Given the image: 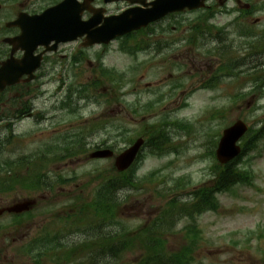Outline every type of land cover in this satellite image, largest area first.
Here are the masks:
<instances>
[{"label":"rangeland","instance_id":"374dc122","mask_svg":"<svg viewBox=\"0 0 264 264\" xmlns=\"http://www.w3.org/2000/svg\"><path fill=\"white\" fill-rule=\"evenodd\" d=\"M255 2L257 5L264 4V0H255ZM242 3L245 4L243 0ZM234 4L231 2L229 6L232 7ZM259 10L253 14L250 23L258 24L255 27L262 29L264 27V9ZM232 18V14L219 15L215 23L218 25L226 24ZM246 21L249 22L248 19ZM174 36L178 40L177 43L187 37L183 31H176ZM234 42L237 47L241 45V40L238 38H235ZM164 55L166 56L163 57L164 62L171 58V61H176L178 64L182 63L185 66L184 70L177 71L171 65L162 64L159 58H156L146 68L139 70L135 75V82L128 81V86L124 89L126 92L122 91V93L127 94L123 103H112V105L104 103L101 107L98 104L89 105L84 111L80 110L81 117H72L65 112L55 114L50 109L54 103L53 98H51L52 90L56 86L49 84L46 88V92L49 94L48 98L39 101L37 105L47 104L48 116L50 118L56 116L55 122L63 131L80 125L83 126L92 121L101 124L107 123L109 125L107 132L100 131L98 134H94L89 142L95 145L108 140L109 144L114 145L117 151H121L126 146L120 143L119 134L123 130L129 129L132 132L139 130L142 120V115H136L130 110L161 98L162 101L156 104V114H152L151 118L159 120L162 117L170 116L173 119L179 118L194 122L195 127L189 133L173 129L170 134L180 145L179 156L173 153L160 158L149 156L142 164L140 175L143 176L163 168L162 175L168 177L167 182L187 177L191 179L194 185H201L208 181L207 168L214 163L210 156L214 148V141L217 139L216 133L221 134L223 129L239 119L246 122L250 127H257L264 121V94L253 95V91H250L254 82L249 78V75L253 71L247 69V67L250 69L257 67V70L263 68L264 56L253 55V50H248L245 57L249 59L247 66H244L245 72L237 78L225 79L221 88L211 91L204 90L202 87L199 90V86L216 73L222 66V60L216 56L208 58L200 52H195L189 46L187 48L181 46L180 43L175 49L166 52ZM236 55L241 57L240 52ZM145 59L146 56L140 57L141 61H145ZM105 61L110 68L116 67L119 71L129 70L134 63L131 57L117 52L115 46L111 48V52ZM63 68L70 67L65 65ZM70 71L71 69H69ZM57 72H59V67H57ZM77 72L79 75L75 81L65 76L67 86L83 84L92 79L88 64L79 68ZM171 73L173 74L171 75ZM174 76L183 78L182 88L177 89V91H170L169 85L165 89L159 90L167 85L169 78ZM176 80L171 83L172 86ZM131 84L136 87L134 90ZM100 91L106 90L100 89ZM117 93L120 95L119 90ZM239 94L247 96L235 103L234 98ZM65 95L62 93L58 97L62 98ZM183 97L189 98V105L181 109L179 103ZM110 98L107 99L111 100ZM175 108L181 110L172 113ZM213 113L220 115L213 120L211 118ZM53 129L55 127L43 132V136H41L40 128L37 129L33 124L25 122L17 132L29 133L32 136L25 138L21 145L17 143L18 152L28 153L37 149L52 136ZM249 160V169L254 171L253 185H242L232 192L221 195L220 210L205 213L199 218L203 239L196 253L194 264H264V139L259 143L257 150L249 156ZM113 165V160L98 162L86 159L84 156L72 162H64L62 169L65 176L72 177L73 173L80 176L78 180L63 187L65 188L64 191L11 195L12 203L37 199L39 206L40 200L44 199L42 206L52 203L56 211L47 215H39L32 225L28 224L23 230H16V243H0V255L3 258L0 264H34L29 258L18 254L20 245L30 237L33 238L43 232L42 223L48 225L52 214L58 212L64 214V208L71 205L65 203L66 197L70 196L72 199L78 189H83L86 196L92 195L98 183H92L90 178L93 174L92 176L88 174L110 170ZM153 188L152 185H147L146 190L141 193L131 189L120 194L121 200L124 201L120 217L128 225L144 227L156 218L158 199L149 193ZM24 236L27 238L24 239ZM165 237L167 250L170 252H176L186 244L183 235L180 233H168ZM66 240L69 244H79L82 242V236L77 233L74 236H68ZM142 253L143 251L138 250L128 254L120 260L119 264L137 262ZM105 262L112 264V257H107ZM45 264L51 263L47 260Z\"/></svg>","mask_w":264,"mask_h":264},{"label":"flooded vegetation","instance_id":"af4514ba","mask_svg":"<svg viewBox=\"0 0 264 264\" xmlns=\"http://www.w3.org/2000/svg\"><path fill=\"white\" fill-rule=\"evenodd\" d=\"M55 7L58 8V24L65 31H82L85 28L89 31L92 24L95 28L101 27L105 18L120 15L134 6L121 0H0V75L5 72L4 66L9 62L13 66L9 74L21 75L20 84L9 88L8 94L22 97L31 90L29 76L24 74L29 67L24 60L22 40L25 39L27 31H35L40 27L42 23L39 16ZM47 22L54 24L52 20ZM26 42L27 46L34 50V56L44 55L47 48L54 44L52 42L48 46H37L35 42ZM66 57L51 53L43 56L44 62H55ZM47 72V65H44L36 77L42 79ZM6 112V108H2L0 103V115Z\"/></svg>","mask_w":264,"mask_h":264},{"label":"trees","instance_id":"16d2710c","mask_svg":"<svg viewBox=\"0 0 264 264\" xmlns=\"http://www.w3.org/2000/svg\"><path fill=\"white\" fill-rule=\"evenodd\" d=\"M152 131L147 134V146L155 153L161 152L167 139L165 131L162 127L156 126L151 128ZM155 129V130H154ZM154 130V131H153ZM236 164H230L226 167H214L213 174H216L215 180L210 185L196 188L190 194V201L183 202L178 196V191L184 188L182 181H175L169 187L163 190V196H171L173 199L166 204L161 215L152 223L151 227L143 233V243L146 252L137 264H190L192 255L197 249V240L200 232L196 226L197 215H201L209 210L216 211L219 207L215 197L216 193L228 191L232 186L239 183L243 176L235 167ZM124 175L125 185L132 179ZM20 179H16V183ZM41 179L39 177L27 179L24 182V187H40ZM115 190V189H114ZM112 206L117 204V199L114 196L111 202ZM96 212L99 217H104V214L109 213V208L104 201L96 203ZM189 218L192 224L185 228V235L188 239L186 246L178 253L169 254L166 252V242L163 239L164 233L174 231L175 220ZM119 242L118 246H112V255L120 256L122 253L130 251L133 247L131 239L116 235ZM111 245V244H110ZM94 248H91L93 250Z\"/></svg>","mask_w":264,"mask_h":264},{"label":"water","instance_id":"95a60500","mask_svg":"<svg viewBox=\"0 0 264 264\" xmlns=\"http://www.w3.org/2000/svg\"><path fill=\"white\" fill-rule=\"evenodd\" d=\"M47 32L48 35L51 34L57 35L61 31H47ZM47 32L45 31L43 34L46 35ZM84 32L89 33L90 31H82L81 34H83ZM96 42H103V41L98 40ZM244 130L245 129L242 127L241 124H237L233 129L226 132V136L223 142L221 143L220 149L218 151V158L222 163H226L227 161H229L231 158H233L235 155L238 154V148L235 146V143L241 137ZM137 148H138V144L130 152L124 155V157L120 161V165L127 166L130 162V157L133 156Z\"/></svg>","mask_w":264,"mask_h":264}]
</instances>
